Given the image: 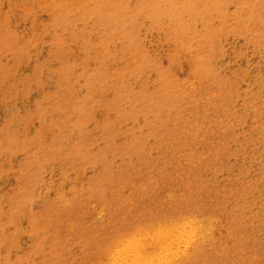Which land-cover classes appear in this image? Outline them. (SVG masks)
Instances as JSON below:
<instances>
[{
	"label": "rangeland",
	"instance_id": "rangeland-1",
	"mask_svg": "<svg viewBox=\"0 0 264 264\" xmlns=\"http://www.w3.org/2000/svg\"><path fill=\"white\" fill-rule=\"evenodd\" d=\"M62 1L69 2L64 5ZM83 1L34 0L33 3V0H0V43L7 44L0 47V224L4 225L11 217L18 223L16 233H13L15 230L10 225L5 224L6 229L3 228L0 234V264H51L54 259L47 254V247L54 237L58 241H64L61 264H90L95 261L97 251L93 247L94 234L98 232L101 235L100 246L102 239H110L115 227L122 230L121 225L115 223L120 219L121 223L129 221V217L121 212L122 208L111 206L99 213L92 207L71 209L64 219L72 226V233L60 229L58 224L54 228L57 230L54 235L50 228H47L40 234L42 237L46 236V239L38 244L37 250L34 246L38 240L29 237L31 227L23 214L37 213L49 205L53 206L59 198L72 204H82L77 196L79 191L87 187L86 182L95 178L103 166H107L122 178L132 177L130 183L136 188L144 180L141 175L145 173V168L141 160H151L155 163V168H159L157 174L170 178L166 180L171 193L181 192L177 187L182 185H178L174 179L175 165L170 160L169 153L153 148L157 139L144 140L145 155L131 154L126 156V159H121V156L112 157L105 152L102 125L111 123L109 118L112 116L105 113L102 103L108 102L111 96L108 93L109 88L104 92L102 90L100 70L108 68L112 71L126 65L125 55H130L131 49L123 42L113 39L107 29L102 27L104 23L98 21L94 15H89L90 3H97L102 14L110 17L117 15L116 22L120 23L123 14L118 11L117 6L124 4L127 8L125 18L130 21V25L123 27L122 33L131 38L143 57L161 58L162 62L172 47L164 29L167 24L166 17L162 16L164 12L157 15L159 18L163 17L157 24H151L153 19L148 12L151 11L152 5H163L162 9L166 10V13L172 12L171 5L180 7L187 3L193 6L191 13L184 14L185 18L190 17V22L185 25L184 30L189 33H202L205 30L204 24L211 28L215 25L213 20L218 15H231L236 8V1L246 2L231 0L233 3L229 4L230 0H198L196 5L197 0H155V3L154 0ZM217 1L222 3V8L215 7ZM44 2L61 3L60 6H65V15H52L43 8ZM135 5H139L141 11L129 10ZM32 16L38 19L34 17L32 20ZM209 20L211 22H208ZM256 46L247 42L241 35H227L222 41L220 56L211 63L217 71V76L225 79L230 87L233 99L229 107L233 123L227 135L206 132L201 142L193 145L192 150L198 155L210 152L211 149L212 152H218L211 162L204 168L200 167L195 173L196 181L202 185L196 198V207L200 206L203 216H207L210 213L208 210L211 209L219 220L227 216L236 221L237 228L233 234L236 250L231 255L226 251H217L218 256L214 259L216 251H210L207 245L206 255L198 264H264V49ZM106 55L109 57L106 58ZM66 69L70 70V75L75 78L68 108L74 107L76 101L91 97L86 116L79 117L75 113H69L65 117L67 125L80 124V131L62 126L59 113L51 102H45L41 117L37 118L35 115L36 105L42 99L52 100L58 98V95L64 97L65 92L61 89L63 83H57L55 80H58L60 72ZM142 75L145 82H136V85L147 87L150 91L157 83L156 72H144ZM129 84L135 87L132 82ZM62 88L65 90V85ZM169 115L170 118L172 114ZM201 117L213 118L209 111ZM140 118L123 122L118 136L115 137L116 144L124 141L122 137L126 129L146 130L143 127L145 123ZM210 126V131L214 132V128ZM42 130V149L39 152L41 158L38 157L28 166L27 180L16 188V178L22 164L36 156L35 141ZM25 139L32 142L22 146L21 143ZM7 141L15 142L17 149H2ZM79 143L82 145L80 153L86 158L82 164L78 158L70 155ZM160 162H164L161 167ZM157 174L152 176L155 177L156 186L151 193V208L163 212L167 206L163 210L159 208L167 205L169 199L162 193L161 181ZM14 191L24 195V200L16 206L19 211L15 215L10 211L12 206L9 199ZM232 191H235L236 195H233ZM141 212L139 210L130 215L134 217ZM154 217L156 216L152 215L151 220ZM62 220L63 217L60 221ZM83 233L87 234H84L87 238L84 243H80L76 236ZM241 244L245 248H241ZM251 254L256 255L255 260L250 258Z\"/></svg>",
	"mask_w": 264,
	"mask_h": 264
},
{
	"label": "bare ground",
	"instance_id": "bare-ground-1",
	"mask_svg": "<svg viewBox=\"0 0 264 264\" xmlns=\"http://www.w3.org/2000/svg\"><path fill=\"white\" fill-rule=\"evenodd\" d=\"M68 2L66 1V3ZM66 3L64 2L63 4L65 5ZM197 3L198 0L196 5ZM231 3L233 1L231 2L230 0L229 4ZM59 4L44 2L42 6L54 16L58 14L65 15V6L62 7ZM155 5L156 3L152 5L151 11L148 12L150 18L153 19L151 24L155 25L158 20L166 17L167 24L163 28L166 31L168 43L172 47L163 57L162 62L161 58L143 57L135 48L131 38L122 33L123 27L130 25V21L125 18L127 8L124 4L117 6L118 11L123 14L120 19L121 23L119 21L116 22L117 15L115 14L112 17L102 14L97 3H90L89 5V8L91 6L88 11L89 15H94L98 21L104 23L102 27L107 29L108 34L113 39L123 42L131 49L130 55H125L126 65L112 69V71L108 68L100 70L102 90L104 92L105 89L109 88L110 91L108 93L111 96L108 102L102 103L103 110L107 115L111 114L112 116L109 118L111 123L102 125L104 134L102 140L105 143V152H108L112 157L121 156V159H126V156L131 154L145 155L144 140L157 139L153 148L160 152L166 150L169 153L170 160L175 165L174 179L178 185H182L180 188L177 187L181 189V192L177 194L171 193L166 180L169 177L157 174L159 168H155V163L151 162V160H141V164L145 168V173L141 175L144 180L136 188L130 183L132 177L122 178L120 175L110 171L107 166H103L95 178L86 182L87 187L79 191L77 196L80 199L79 201L83 202L82 204H72L59 198L53 206L49 205L46 209L37 213L23 214V217L31 227L29 237L32 240H38L34 246L36 250L39 249L38 244L45 241L46 236L42 237L40 234L44 233L47 228H50L54 235L57 232L54 228L58 224L60 229L68 230L69 233H72V226L64 219L71 209L92 207L95 209L94 211L98 210L97 212L99 213L111 206L122 208L123 211L121 212L127 215L126 217H129V221L121 223L122 219H120L119 222H115L120 224L123 229L115 227L113 235L109 237L110 239L107 238L104 241L102 239L100 246L101 235L98 232L94 234L93 247L97 253H95V261L90 259L93 261L90 264H198L203 261V256L206 255L205 246L207 245L210 251H216L214 259L218 256L217 251H226L228 255H231L236 250L233 241V234L237 228L236 221L234 219L230 220L227 216L219 220L211 209L208 210L210 213L207 216H203L200 206L196 207V198L202 185L196 181L195 173L200 167L204 168L206 164L211 162L218 152H212L213 149H211L210 152L198 155L192 149L193 145L201 142L206 132H210V134L221 133L223 136L228 134L229 128L233 123L229 107L233 97L228 83L225 79L217 76V71L211 63L220 56L222 41L225 36L230 34L241 35L247 42L256 44V47L264 49V0L236 1V8L234 6L235 10L231 15H218L216 18L213 16L215 25L213 24L210 28V26L204 24L205 30L204 32L201 31L202 33H189V31L184 30L185 25L190 22V17L185 18L184 14L191 13L190 10L193 9V6L187 3L180 7L171 5L170 9L172 12L166 13V10L162 9L163 5ZM196 5L194 8H196ZM228 5L226 6L228 7ZM215 7L217 9L219 7L222 8V3L217 1ZM129 10L139 12L141 7L135 5L130 7ZM163 12L164 15H162ZM222 12L225 14L224 11ZM182 14L183 16L181 17ZM157 15H162L163 17L159 18ZM34 17L32 16V20H34ZM179 17L181 18L179 19ZM183 19L185 20L183 21ZM208 22L211 21L209 20ZM39 24L42 26L41 21ZM34 32L36 31L34 30ZM101 39L103 40V38ZM0 44V47L7 46L5 42ZM108 57L106 55V58ZM150 71L156 72L157 78H155V82L157 83L156 86H152L151 90L148 91L147 87H138L136 82L144 83L145 79L142 74ZM74 80L75 78L70 75V70L66 69L60 72L58 80H55V82L65 85V90L62 88L63 86L61 87L62 91L65 92L64 97L58 95V98H52V100L50 98L46 101H44L45 98L42 99L36 105L35 115L37 118L42 116L41 111L44 109L45 102H51L59 113L60 124L66 126L65 128L71 129L73 127L80 131V124L67 125L65 117L69 113H75L79 117L86 116L91 97L76 101L74 107L68 108L71 103V87ZM129 82H132L135 87H131ZM85 85L90 87L87 84ZM206 111L212 113V119L201 117ZM169 114H172L170 118L168 117ZM138 117H141L140 119L145 123L143 127L146 130L126 129L123 131L124 136L122 138L124 141L116 144L115 137L118 136L123 122L136 121ZM207 125H211L210 127H213L215 131H210ZM43 133V130L40 131L37 141H35L36 156L34 158L31 157L22 164L18 171L19 176L16 178V188H19L27 180L28 166L32 165L40 157L39 152L42 149L40 147L42 142L41 135ZM30 142L32 141L25 139L21 145L30 144ZM82 142L84 141L82 140ZM15 144L13 141H7L2 149H17ZM81 147L82 145L79 143L70 154L78 158L80 164L86 161V158L80 153ZM163 165L164 162L159 163L160 167ZM153 174H157V178L161 181L162 193L166 194L169 199V203H166L167 205H162L159 208L163 210L167 206L163 212L161 210L155 211V209L151 208L153 202L151 193L156 186L155 177H152ZM232 194L236 195V192L232 191ZM23 197V193L17 191L11 194L9 199L12 208L10 211L13 215L19 211L16 206L24 200ZM139 210L142 211L141 214H135L134 217L130 215V213H137ZM12 214L10 213V215ZM141 215L142 217L140 218ZM152 215L156 216L153 220H151ZM62 217L63 220L60 221ZM5 224L10 225L15 230L13 233L17 232L18 223L15 222L14 217L8 219ZM5 224H0V234L3 232V228L6 229ZM84 234L87 236L86 233L76 236L78 242L84 243L87 238L84 237ZM56 241L58 240L54 237L53 240L48 242L47 254L54 259L51 264H61L63 259L61 251L64 249V241H58L57 243ZM241 248H245L244 245L241 244ZM255 256V254H251L250 258L255 260Z\"/></svg>",
	"mask_w": 264,
	"mask_h": 264
}]
</instances>
